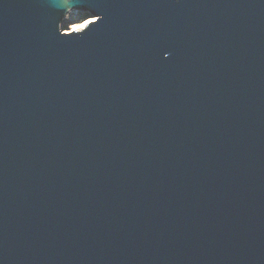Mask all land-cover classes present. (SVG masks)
I'll use <instances>...</instances> for the list:
<instances>
[{"label": "water", "instance_id": "1", "mask_svg": "<svg viewBox=\"0 0 264 264\" xmlns=\"http://www.w3.org/2000/svg\"><path fill=\"white\" fill-rule=\"evenodd\" d=\"M0 264H264V0H0Z\"/></svg>", "mask_w": 264, "mask_h": 264}, {"label": "rangeland", "instance_id": "2", "mask_svg": "<svg viewBox=\"0 0 264 264\" xmlns=\"http://www.w3.org/2000/svg\"><path fill=\"white\" fill-rule=\"evenodd\" d=\"M89 14L80 10H71L66 13L60 22V26L64 31H70L73 26H77L88 21Z\"/></svg>", "mask_w": 264, "mask_h": 264}, {"label": "bare ground", "instance_id": "3", "mask_svg": "<svg viewBox=\"0 0 264 264\" xmlns=\"http://www.w3.org/2000/svg\"><path fill=\"white\" fill-rule=\"evenodd\" d=\"M87 23V21L86 22H83V23H81V24H79V25H85ZM78 26V25H77ZM77 26H73L71 29H70V31L71 30H79L78 28H77Z\"/></svg>", "mask_w": 264, "mask_h": 264}, {"label": "snow or ice", "instance_id": "4", "mask_svg": "<svg viewBox=\"0 0 264 264\" xmlns=\"http://www.w3.org/2000/svg\"><path fill=\"white\" fill-rule=\"evenodd\" d=\"M77 28L78 29L84 28V25H78Z\"/></svg>", "mask_w": 264, "mask_h": 264}]
</instances>
